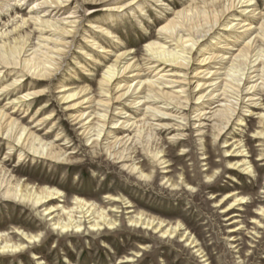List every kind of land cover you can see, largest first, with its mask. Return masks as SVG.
Masks as SVG:
<instances>
[{"label": "rangeland", "instance_id": "1", "mask_svg": "<svg viewBox=\"0 0 264 264\" xmlns=\"http://www.w3.org/2000/svg\"><path fill=\"white\" fill-rule=\"evenodd\" d=\"M70 1L72 8L79 6L80 13L76 15L81 22L79 33L74 40H69L73 44L68 50V55L56 57L60 63V70L52 77L50 84L34 87L37 90L48 88L46 97L42 101L33 102L30 106L19 104L14 108V105L10 103L14 102L12 99L15 95L0 94V108L7 105V112L14 114L19 123L44 139L46 143H53L58 135L62 136L63 140L60 139L61 142L58 145L64 148L66 157L69 158V161L63 165L29 154L20 160L19 149L13 150L11 155H8L9 144L0 139V164L9 171V175L14 176V187L19 185L24 194L27 193V189L38 191L46 188L60 191L62 196L40 208L33 209L32 204L4 200L0 195V233L9 234L16 244L24 242L18 234H13L14 230H20L30 236H40V242L33 248L26 249L22 254L0 256V264H40L33 258L35 255L42 258L46 264H121L125 258L133 260L127 264H264V214L261 211L264 210V138L254 139L259 127L260 113H264V92L258 97L261 98L259 109H255L253 115L248 113V116L244 117L245 125L238 126L240 123L236 120L238 118L236 115L221 137H218L219 124L215 122H206L205 130L202 133L197 132L199 126L197 116L200 112L196 111V98L202 92L204 98L200 102H207V96L212 89L207 88V85L195 92L196 80L185 86L190 94L195 92L190 95L189 107L183 104V107H186H184L185 111H176L170 106L173 118L161 120L160 125V118L155 119L145 115V107L130 108L127 102H122L121 106H115V110L119 108L124 110V113H128L123 114L121 118L131 116L133 120H147L146 125L142 127L144 136L142 141L152 140L154 150L157 148L162 157L160 162L163 160L167 162L166 165H162L160 162L152 161L142 147L134 149L132 158L127 164H135L140 171H143L144 178L140 179L138 174L133 175L129 171H124L122 164H117L113 157L105 154L106 151L103 148L106 141L102 142L99 148H92L79 131V127L74 125L67 111L68 106L77 100L73 99L74 101L65 104L62 101L63 94L58 92L62 86H67L69 93L82 87H89L91 89L89 97L97 100L102 98L103 94L99 91L98 84L107 67L114 62L115 56L121 54L120 51L117 53L119 49L112 43L120 41V45L125 47L124 50H129L128 53L132 48L134 55L127 57V60L135 55L137 59H146L145 48L151 41L147 37L151 35L156 37L158 28L165 23L166 17L172 18L174 10L187 8L192 0H163L164 4L147 1L141 7L135 5V0H126L123 3L122 12L110 14L109 11H101L94 16H91V9L102 7L82 8V0ZM253 3L258 7L256 13H264V0H254ZM31 7L32 4L28 3L19 8L15 7V11L19 14L10 19L14 7H11L9 12H1L0 36L2 31L7 30L9 39L5 38L9 42L28 35L29 44H39V34L34 27L29 28V32L26 28L16 31L21 26V18H28ZM142 9H145L146 15ZM250 10L252 9L247 12ZM240 11L237 13L238 16ZM247 12L245 18L249 16ZM6 14L8 17L5 16ZM69 16L68 12L63 15V18ZM112 17L115 22L110 19ZM245 18L237 17L234 24H238L239 20ZM252 20L259 28L262 21L254 18ZM91 23L94 25L92 26ZM98 25L108 28L113 26L120 40H109L99 35L96 28ZM219 29L222 27L217 28L215 35L204 39L206 41L203 42L201 51L207 47L212 49L218 42ZM226 35L221 33L223 46L234 42L235 36L230 38L231 41L225 42L228 40ZM262 35L263 33L257 29L251 37L253 39L259 37L257 49L264 47ZM84 36L94 38L97 43L104 45V49L112 50L113 56L105 52L98 53V49L88 47ZM241 44L239 43L238 46ZM83 49L100 62L84 57ZM199 56L200 54L196 57ZM255 60L256 58L252 61ZM194 62L196 63V59ZM258 63L251 65L255 68L250 70V73L258 69ZM83 66H86L87 71L83 70ZM142 66L145 70L144 78H153L157 71L150 68L152 66L146 62L142 63ZM230 67L231 64L227 63L225 69L221 70V80L226 78L224 74H227ZM215 68L222 67L217 65ZM243 69H246V65L240 70ZM167 70H171V67ZM187 73H189L187 78L191 79L192 70ZM238 74L241 75L242 72ZM18 76L20 75H11L8 83L14 82L15 77ZM4 77L6 78L5 72L0 76V80ZM26 78L29 80L25 83L26 88L23 91L33 86L34 80H30L28 76ZM14 88L16 90V87ZM244 88L246 87L243 86ZM15 97L19 98L20 95ZM235 100L236 96L233 95L231 101L235 103ZM142 101L139 106L145 102V100ZM242 102L245 101L242 100ZM246 105L244 103L238 107V114H247L245 113ZM40 106H51L44 116L50 113L55 114L56 119L53 124L58 125L55 127V132L45 125L36 126V120L42 118L36 115ZM158 106L166 108L161 103ZM86 107L88 106L84 105L82 108ZM200 108L208 109L210 106L200 105ZM117 113L113 110L111 116ZM109 128H112L111 124ZM125 132L120 127L116 135L120 136ZM177 134H183L184 137L180 136L177 139L178 137H175ZM115 138V136L112 137L108 142H113ZM242 147L243 155L238 154ZM241 160L250 162L251 175L246 176L240 168L234 167L235 163ZM145 164L149 166L145 167ZM166 166H168L167 169ZM231 194L234 195L228 197ZM106 195L117 197L119 202H106L104 200ZM242 197H246V203L236 206L235 200ZM75 198L94 203L99 209H106L110 217L117 221V229L95 233L89 231L90 225L86 223L85 230L80 234L63 235L53 231V222L49 221L48 216H44V210L52 206L71 207ZM129 205L133 207L129 208ZM113 207L119 208V213H112L110 210ZM129 211L133 213H128ZM139 214L155 218L157 222L162 221L168 226L181 224L183 230L181 229L173 239H165L154 229L131 227L130 219ZM53 216L64 217L59 211ZM232 230L235 231L232 232ZM192 242L196 243V248L191 244ZM204 259L208 262H204Z\"/></svg>", "mask_w": 264, "mask_h": 264}, {"label": "bare ground", "instance_id": "2", "mask_svg": "<svg viewBox=\"0 0 264 264\" xmlns=\"http://www.w3.org/2000/svg\"><path fill=\"white\" fill-rule=\"evenodd\" d=\"M82 1V8L88 6L102 7L91 9V16H94L101 11H109L110 14L122 12L123 3L126 0ZM147 1L164 4L163 0H135V5L141 7ZM253 2L254 0H192L187 8L174 10L171 15L172 18L166 17L165 23L159 26L156 37L152 35L147 37L151 41L147 43L145 48L146 59H137L135 55L132 59L127 60V57L134 55L132 48L130 53H128L129 50H124L125 47L120 45V41L112 43L119 49L117 53L120 51L121 54L118 56L114 55V62L107 67L103 74L98 84V89L103 95L98 100L94 97H89L91 90L89 87H82L69 93L68 87L62 86L58 93L63 94L62 101L65 104L74 101L73 99L77 100L71 105L68 104L67 111H69L74 125L79 127V131L82 132L83 137L91 144L92 148L97 149L102 145V142L106 141L103 148L106 151L105 154L113 157L117 164H122L124 171H129L133 175L138 174L140 179L144 178L143 171H140L137 165H128L127 163L132 158L133 150L138 147H142L152 161L160 162L162 159L157 148L154 150L151 144L152 140L142 141L144 139L142 127L146 125L147 120L137 121V119L133 120L130 118L131 116L121 118L123 114L128 113H124V110L119 108L115 110L114 107L121 106L122 102L129 103L128 106L130 108L139 109V107H145V115H150L155 119L160 118V125L162 124L161 120L173 118V111L170 110V106L176 111H185V108L190 105V95L200 91L207 85V88L212 89L207 96L208 101L200 102L204 98L202 92H199L201 95L196 98V111L197 113L200 112L197 116L199 119L197 120V124H199L197 132L202 133L205 130L206 122H215L219 124L218 137H221L236 115H238L236 120L240 123L238 126L243 127L245 125L244 117H247L248 113L253 115L255 113L254 110L259 109L261 98L258 97L260 93L264 92V47L257 49L259 37L251 38L258 29L263 33L262 44L264 46V13H256L258 7ZM27 3L32 4L30 14L27 19L21 18V26L16 31L26 28L27 32H29V28L34 27L39 34V44H29L28 35L27 37L20 36L14 42H9L7 30L2 31L0 36V76L4 72L6 74V78L4 77V79L0 80L2 85L0 94L6 96L20 95L19 98L13 96L12 101L14 102L10 104L14 105V108L19 104H22V106L23 104H28L30 106L33 102L42 101L46 97L48 88L37 90L34 87L50 84L52 77L57 75L60 70V63L56 57L61 58L68 55V50L71 49L73 44L69 40L75 39L81 24L79 18L76 17L80 13L79 6L72 8L70 0H0V13L9 12L11 7H14V12L9 19L14 18L19 14V12L15 11V7L19 8ZM129 9L132 10L131 8ZM249 9L252 10L247 12ZM239 10H241L240 16L237 15ZM68 12L70 16L63 18V15ZM142 12L146 15L145 9H142ZM246 12L249 16L245 18ZM5 16L8 17L7 14ZM237 17L245 19L239 20L238 24H234ZM253 18L262 21L259 28L255 26ZM110 19H113V17ZM91 25L93 26L94 23H91ZM218 27H222L218 32V42L212 49L207 47V49L201 51L202 44L206 41L204 39L211 37L213 34L215 35ZM96 28L99 35L109 40H120L114 32L115 28L113 26L108 28L98 25ZM221 33L227 34L228 40L225 42L231 41L230 38L235 36L234 42L223 46ZM5 37L8 39L6 40ZM84 39L87 46L91 49L94 47L99 50L98 53L105 52V54L113 56L112 50L104 49V45L97 43L96 39L86 36H84ZM239 43L242 44L238 46ZM236 47H238L237 50ZM254 53L256 54L253 55ZM82 54L90 60L94 59V61L100 62L84 49ZM198 54L200 56L196 57ZM254 58L256 60L252 61ZM195 59L196 63L194 62ZM145 62L152 66L150 68H154L157 71L151 79L144 78L145 70L142 63ZM255 62H259V67L250 73L249 71L255 68V66H251ZM227 63H230L231 67L227 74H224L226 78L221 80L222 75L220 72L225 69ZM217 65L222 68L216 69L215 66ZM244 65H246V69L240 70ZM169 67H171V70H167ZM83 70L87 71L86 66H83ZM190 70H192L193 76L188 79L189 73L187 72ZM165 72H172L173 74L168 75L169 73ZM241 72V75L238 74ZM11 75L20 76L15 77L14 82L8 83ZM27 76L30 80H34L33 86L23 91L26 88L25 83L29 80L25 79ZM193 80H196L195 92L190 94L185 89V86L190 85ZM243 86L246 88L243 89ZM14 87H16V90ZM175 89H178V91L175 92ZM233 95L236 96L235 103L231 101ZM142 100H145V102L139 106L143 102ZM150 100L151 102H149ZM242 100L245 102H242ZM159 103L166 106V108L159 107ZM244 103L245 105L247 104L245 106V113L247 112V114H238V107ZM183 104H186L185 108ZM207 104L210 108H200V105L205 106ZM84 105L88 107L82 108ZM211 106L214 107L211 108ZM6 107L7 105L4 108H0V139L5 140L9 144L10 153L8 155H11L13 150L19 149L20 160L29 154L56 164L63 165L69 161L64 148L58 145L62 136L58 135L53 143H46L44 139L19 123L14 114L7 112ZM50 108L51 106L39 107L36 115L42 116V118L36 120V126L45 125L46 127H51L54 130L53 132H55V127L58 126L55 123L53 124L56 119L55 114L50 113L44 116V113ZM93 109L94 111H90ZM113 110L118 113L111 116V111ZM262 113H260L259 127L254 135V139L257 140L264 138V113L263 115ZM118 117L120 119H117ZM203 117L205 118L202 119ZM111 119L113 120L111 121ZM109 124L112 125V128H109ZM120 127L126 132L117 136L116 132ZM49 133L50 131L48 135ZM114 136L116 137L114 141L108 142ZM180 136L184 137L183 134L175 135V137H178L177 139ZM239 153L241 155L244 154L243 147L238 151ZM160 164L166 165L167 162L163 160ZM144 166L148 167L149 164ZM167 167L165 168L167 169ZM234 167L240 168L246 176L252 173V166L246 160L238 161ZM14 180V176L9 175V171L0 164V195L4 200H17L21 203L32 204L33 209H36L44 206L49 201L62 197L60 191L46 188L38 191L27 189V193L24 194L19 185L13 186ZM233 195L231 194L228 197ZM104 200L108 203L119 202V199L112 195H106ZM245 200L246 197L237 198L234 204L242 206L246 203ZM132 207V205H129V208ZM57 211L62 212L64 217H54L53 214ZM110 211L119 213V208L113 207ZM261 211L264 214V210ZM128 213H133V211ZM44 216H48L49 221L53 222V231L63 235L82 233L85 230L84 225L86 223L90 225L89 231L95 233L117 229V221L110 217L106 209H99L94 203L81 198H75L71 207L52 206L46 208ZM129 222L131 227H143L144 230L154 229L156 233H160L162 238L165 239H173L183 228L181 224L168 226L162 221L157 222L155 218L145 217L144 214H139L137 217L130 219ZM234 231L232 230V232ZM13 234H18L24 243L16 244L12 241V237L9 234L0 233V256H17L40 242V236H30L20 230H14ZM191 244L194 245V248L197 247L195 242ZM33 258L38 260L40 264H46L37 255L33 256ZM132 261V258H125L121 264L131 263ZM204 262H208V260Z\"/></svg>", "mask_w": 264, "mask_h": 264}]
</instances>
